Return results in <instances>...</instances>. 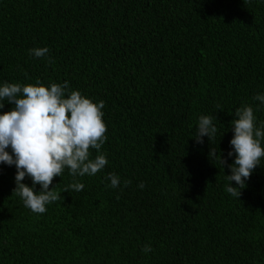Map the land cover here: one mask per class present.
Here are the masks:
<instances>
[{
  "label": "trees",
  "instance_id": "1",
  "mask_svg": "<svg viewBox=\"0 0 264 264\" xmlns=\"http://www.w3.org/2000/svg\"><path fill=\"white\" fill-rule=\"evenodd\" d=\"M45 46L46 57L29 52ZM37 79L104 102L109 163L76 177L79 192H64L67 169L54 177L61 198L44 214L0 164V264H264V166L237 199L225 190L233 160L208 157L227 156L236 109L264 122L253 99L264 93V0H0V82ZM211 114L219 132L198 145L196 121Z\"/></svg>",
  "mask_w": 264,
  "mask_h": 264
},
{
  "label": "clouds",
  "instance_id": "2",
  "mask_svg": "<svg viewBox=\"0 0 264 264\" xmlns=\"http://www.w3.org/2000/svg\"><path fill=\"white\" fill-rule=\"evenodd\" d=\"M49 51L46 46L29 50L36 58L48 56ZM253 99L264 106V93H257ZM5 103L12 106L8 111H3ZM104 107L103 101H94L79 90L69 91L68 81L47 86L39 79L34 84L0 82V164L15 167L13 192L31 212L44 214L49 204L61 198L50 185L66 169L74 180L64 192H79L85 185L76 177L95 176L109 163L103 151L108 139ZM234 116L227 156L222 158L220 150L212 147L208 157L218 159L221 167L229 158L233 160L228 164L231 174L225 175V190L239 199L253 171L264 166V122H258L251 105L236 109ZM217 122L212 114L200 115L191 134L195 143L203 145L205 137L214 139L219 132ZM91 150L98 154L93 157ZM26 177L31 179V186L22 182ZM107 179L112 188L121 183L116 173H109ZM129 183L125 181L124 186ZM142 250L147 254L152 247L144 245Z\"/></svg>",
  "mask_w": 264,
  "mask_h": 264
}]
</instances>
